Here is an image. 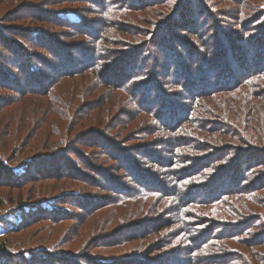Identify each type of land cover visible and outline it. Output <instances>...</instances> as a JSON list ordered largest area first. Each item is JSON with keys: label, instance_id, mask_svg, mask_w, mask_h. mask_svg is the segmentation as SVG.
<instances>
[{"label": "trees", "instance_id": "obj_1", "mask_svg": "<svg viewBox=\"0 0 264 264\" xmlns=\"http://www.w3.org/2000/svg\"><path fill=\"white\" fill-rule=\"evenodd\" d=\"M159 1L139 0L135 4L134 0H0V18L6 19L11 16V20L14 22L17 18H21L17 20L22 21L27 19L24 30L17 23L10 24V26H7V23H0V95L4 94L2 98L0 97V186L18 185L20 181L28 183L36 178L41 179L40 182L47 179L64 180L62 184L65 183V186L59 185L62 191L67 190L65 189L67 186L77 184L80 187L81 196L67 194L68 196L64 197L70 206L95 211L94 215L98 214L97 209L99 208H111L110 213H105L106 217L102 220L92 216L94 219L96 218L94 225L96 223H100V225L99 227L93 226L90 236L92 237L96 231H101L100 236L96 239V236L89 238V247L94 248L98 256L96 260L92 258L75 259L77 256L75 253L80 249L76 251L71 245V240L65 239L62 242H56L59 246L46 248L45 251L39 248L36 252L40 254L38 257L41 260L33 259L32 263L27 262L26 264H164L162 260L169 258L164 255L154 256L158 258L152 256L149 259L148 256L142 257L143 254L129 256L126 253L130 252L132 246L135 245L132 242L145 240L146 237L151 238L174 225H176V230L173 231L174 237L160 238L158 236L150 249L157 246V250L161 251L174 243L190 242L189 245L186 244L187 250H191V254L195 252V255L190 256L188 260L185 258L181 261L170 257L169 259H172L176 264H264V258L261 256L262 250H264V241H258V246L262 248L259 250L254 249L256 244L250 243L257 239H250L249 236L234 239L237 235H229L230 232L220 233L219 237H214L212 234L209 236L208 232L195 235L196 229L194 225L190 224L189 219H185L188 215L185 212L184 215L182 209L180 213L174 212L176 218L173 216L170 220L159 217V215L151 217L158 222L155 225L149 223V218L139 215L141 209L145 208L140 202H147V199L134 194L137 191L135 188L140 187L144 181L148 182L149 178H154V175L146 171L143 165L146 162L151 166L160 167L164 161L159 156L151 154L149 161L139 160L141 165L137 164L138 167L135 164L138 161L132 155V150L138 153L142 148L140 144L145 132L147 133V128L142 126V122L141 125H135V123L133 125L137 116H129L126 121L122 120L124 109L120 110L119 108L123 107L115 109V102L108 100V96L102 93L97 95L96 92H93L94 86L97 89L98 85L109 90L115 87L113 82L112 85L100 83L98 80L101 76L99 70L104 62V56L110 57L106 61H117L109 62L115 67L109 66L108 69H104V71L110 70L116 74L115 77H119L120 72L117 70L122 69L120 66L125 62L130 64L131 72L134 74L137 72L131 76L132 78L137 76L151 81L154 73L160 74L161 70L164 73H170L168 74L170 78L175 76L172 81H169L171 79L168 78V75L164 77L162 81L165 83L164 85H160V82H150L154 88L148 86V90V87H144L145 85L135 83L130 79L131 77L127 78L126 76L130 74L125 73L120 84L116 85L117 88H125L128 91L135 88L138 93L142 92L143 95L146 93L147 97L139 99V102L143 103L139 112H145L144 119L150 113L155 120L161 121L164 126L163 130H167V136H176L179 134V130L185 129L184 120H188L193 115V113L189 115L191 112V106L188 103L190 97L196 105L199 98L209 93L215 98L218 92L228 91L229 98L227 99L229 100L232 97V92L236 91L234 99H237L238 103L234 100L235 111L232 113L237 117V121L242 115L243 121L247 119L253 124L255 121V124L250 130L247 129L243 133L234 129L227 130L226 127L216 131L215 139L218 142L225 140L232 144L229 151H222L224 155L220 162H227L229 155L236 154V149L239 148L238 152H240L248 147L242 154L238 166L245 168L249 165L250 171H245V174L247 173V176L252 174L253 178H256L253 172L257 168L260 171L262 170L260 168L264 167V123H259L260 114L256 115L255 119L242 114L240 106L246 104L245 95H242L243 90L237 89L246 85L248 87L246 89L254 91L253 95L256 94V89H260L264 93V35L241 34L239 31H234L235 27L231 31L234 35H229V32L220 26L219 21L214 18L216 9L205 2L203 4V0H195L196 2L180 0L170 13L171 18L168 22L166 20L160 21L158 24L155 21L146 22L149 26L155 25V28L156 24L158 25L155 35L150 33L140 35L146 36L147 41L139 40L130 47L134 48L132 52L114 57L110 54L119 52L116 47L118 44L111 40L117 37L100 35L104 29L100 28L98 32L94 31L84 20L91 16L93 18L102 16L100 20L97 19L98 23H103L106 19L105 26L112 22L113 28L130 29L126 24L121 21L117 22V19L113 18H122L124 15H126L124 18H130L132 16L129 14L132 15L138 10L160 5ZM199 1L201 4H196ZM169 2L174 6L173 0H168L166 4H170ZM203 5H206L207 9L204 10ZM184 7L189 12V16H182ZM247 7L241 5L240 10L245 11ZM112 12L119 13L121 16ZM236 13L238 20L239 18L241 20L240 11ZM158 15L160 18L164 16L162 12H158ZM175 16H180L178 23L174 21ZM206 19L215 27V30L211 29V35H204V33L202 35L199 31L200 21ZM189 21L191 26L186 25ZM191 28H195V30H190ZM143 30L146 33V30ZM176 30L181 35L182 31L190 32L192 37H196V41L193 38L192 41L187 39L184 42L180 41L181 38L177 36ZM46 31L48 35H46ZM50 31L52 34H59L60 37L50 35ZM175 35L177 40L182 43L174 38ZM61 39H67V41ZM100 40H105L107 44L112 43L113 45L111 47L103 46V51H100L98 45ZM235 40L238 45H234L236 49H233L231 43L234 44ZM122 42V47L126 46L128 42L130 43L127 40ZM169 42H176L183 49L182 52L176 53ZM119 45L121 44L119 43ZM150 47H155V52H151ZM149 51L152 54L153 62L160 61L156 64L150 63V66L148 65L151 68L150 71L146 70L147 63H142L145 58L144 52L150 53ZM140 65H144V69L141 71L137 70ZM6 68L10 70H6ZM12 70L18 73L21 78L24 77L22 84L16 83V85L10 86L8 79L16 77L15 74H12ZM56 77L60 80L63 78L64 80L73 79V81H68V92L61 97L51 96L50 91L56 84L54 81ZM14 80L18 81V78ZM256 80L262 83L256 84ZM175 89L185 90L188 93L186 99L182 97L179 99L180 102L173 101L170 94ZM150 90L154 91L152 101H149ZM89 92L94 97L84 99V96ZM110 93L108 91V94L112 96ZM156 100H158V106L155 108ZM130 104H135L139 108L136 101ZM194 108L196 110V107ZM118 110L120 111L118 112ZM205 111L211 113L210 110ZM224 117L227 125L223 122V126L230 127L228 122L234 125L235 122L231 115L229 117L226 114ZM201 124L202 128H209V123L204 119ZM140 128H144L145 131ZM171 129L178 130L171 133ZM164 141H172L169 144L170 147L171 144L178 143L179 138L174 137L173 140ZM125 144L128 145L125 146ZM10 145L12 146L11 153L13 152L15 156L20 146L30 147V151H26V153H30L31 156L24 159L23 163H18H22L21 165L17 164L14 167V165L8 164L5 159L10 156L7 153L10 152ZM177 147L179 148V145ZM171 163L174 165V162ZM201 164L206 165L205 162ZM192 166L179 169L176 173H186L192 169ZM12 167L13 170H11ZM225 167L220 171L223 172L226 169L225 176L227 178L232 180L238 176L240 171L234 169L235 165ZM210 168L214 169L215 167L211 166ZM129 171L133 177L131 174L129 175ZM173 177L174 175L169 174L170 179ZM127 178H135L138 181H135L136 185L132 187L125 181ZM244 178L242 177V179ZM11 179L15 181H11ZM219 182L209 180L205 185H200L202 188L204 186V193L212 188L211 192L214 193H212L213 195L209 194L207 199H210L211 196L215 198L218 192L223 193L232 188H225V184ZM216 183L219 184L218 188L215 187ZM47 184L46 181L41 186ZM208 184L211 187H208ZM56 186L54 183L52 188ZM161 187L159 182H149V185H145L142 189L155 188L157 191L154 194H159L158 192L162 190ZM240 187L242 191L248 185ZM103 195L105 196L103 197ZM136 198H142L137 206L132 202V199ZM195 198L198 197L195 196ZM180 208L182 207L180 206ZM122 215L130 216L121 220L119 218ZM158 225L161 227L158 228ZM161 235L164 236L163 233ZM174 238H178V241L172 242L171 240ZM229 241L239 244L241 249L232 246ZM114 243L123 246V249H114L115 247L111 245ZM99 245H103L104 249L96 251ZM137 247L133 250H136ZM28 250L33 251L30 248ZM30 251L24 252L31 254ZM259 254L260 259L256 258ZM24 255L22 253V259L32 261L26 256L24 258ZM232 257L236 259H230Z\"/></svg>", "mask_w": 264, "mask_h": 264}, {"label": "rangeland", "instance_id": "obj_2", "mask_svg": "<svg viewBox=\"0 0 264 264\" xmlns=\"http://www.w3.org/2000/svg\"><path fill=\"white\" fill-rule=\"evenodd\" d=\"M137 1L139 2V0H134L135 4ZM165 1L167 2L168 0H160L159 1L160 5H155L152 7H148L145 10L142 9L133 12L132 15L129 14V16H132L130 18H126V17L124 18V16L126 15H124L122 18L121 17L113 18V19H117V22L121 21L122 23L126 24L130 29L121 30L118 27L113 28L112 22L106 24L105 26L106 19H104L103 23L100 22L101 23L100 24L97 22V19L100 20L102 16H99L98 18L96 17L93 18L91 16L89 18H84V20H86L87 23H89L90 29H93L94 31L96 30L98 32L100 28L104 29L100 35L105 37L106 36L117 37L116 39H112L111 41H114L115 44H118V46L116 47H118L117 51L119 52H115L114 54H110V55H113L114 57L116 55L122 56L132 52L134 48H130V47L134 46L139 40L143 41L145 39V41H147L146 36H140V35H148V33H150L151 35H155V32L157 31V27H158L157 24L160 23V21H165V20L166 22L169 21V19L171 18L170 13H172V10L174 9L175 5L180 0H173L175 3L174 6L170 2L169 3L171 5L166 4ZM193 1L196 2L195 0ZM204 2L210 5L211 7H213V9L217 10V11L215 10L214 12L215 13L214 18H216L219 21L220 26H222L225 30L229 32V35H234V33L231 32L232 30H234L233 29L234 27L236 28V30L234 31H239L241 34L246 33V35H264V0H203V4ZM196 4H201V2L199 1ZM241 5H244V7L246 6L248 7L245 11L244 10L241 11L240 10ZM203 6H204V10L207 9L206 5ZM237 11L238 12L240 11V14H242L241 20L240 18L238 20L236 16ZM158 12H162L164 16L160 18ZM112 13L120 15L119 13H114V12ZM188 13L189 12L186 11L184 7L182 10V14H183L182 16L188 15ZM178 17L180 16H175L174 19L175 23L176 22L178 23L179 21ZM11 19H12L11 16L7 17L6 19L0 18V23H7V26H10V24L14 25V23H17L21 27V29L24 30L25 27L24 24L27 19L22 21V20H17L21 18H17L15 22L12 21ZM187 19H189V17H187ZM6 20L9 22H7ZM150 21H155L157 23L156 28L155 25L149 26L148 24H146V22H150ZM190 23L191 22L189 21L186 23V25L191 26ZM200 23H201V27L199 31L201 32L202 35L203 33L204 35H211V29L215 30L214 24L208 21V19L201 20ZM143 29L146 30V33L144 32ZM190 30H195V28H191ZM220 30H222V28H220ZM50 32H51L49 33L50 35H57L58 37H60L59 34H55V33L52 34V31ZM176 33L178 37L180 36L179 37L181 38L180 41L184 42L186 41V39L192 41V38L196 41V37L195 36L192 37V34L188 31H182V35L179 34L177 30ZM46 35H48L47 31H46ZM174 38L177 40L176 35L174 36ZM61 40L67 41V39H61ZM124 40L130 41V43L128 42L126 46L122 47L123 45L122 41ZM119 43L121 45H119ZM237 43H238L237 40L234 41V44L231 43V45H233L232 46L233 49H236L234 45H238ZM169 44L172 45V48L176 51V53L182 52L183 49L180 48V46H178L176 42H171V43L169 42ZM98 45H99V50L103 51V46L111 47L113 44L112 43L107 44L105 40H100L98 42ZM150 48H151V52H153L155 47H150ZM151 52L150 53L144 52L143 56L145 58L142 61V63L144 62L147 63L146 70L149 71L151 68L148 67V65L150 66V63L153 62ZM103 58H104V62L102 63L99 70L101 72V76H99L98 80L100 81V83L103 82L105 84L107 83L112 84L113 82L115 87H112L109 90L104 88L102 85H98L97 89L96 86H94L93 92H96L97 95L102 93L108 96L107 98L108 100L115 102V106H114L115 109L119 108L120 106L123 107V108H119L120 110L124 109L122 120L126 121L127 119H129L127 118L129 116L130 117L137 116L136 118L137 120L133 122V125L134 123L135 125L136 124L141 125L142 122L143 123L142 126L147 128V133L145 132L142 143L140 144L142 148L139 150L138 153L132 150L133 153L132 155H134L135 156L134 158L137 159L138 161V163L136 162L135 164L136 165L140 164L139 160L141 159H145V161H149L151 154L152 156L154 155L159 156V158H161L164 161L160 167L151 166L150 163L147 164L146 162L143 165V168L146 171L152 173L154 175V178L153 177L149 178V180H147L148 182L144 181L143 183L140 184V187L137 186L135 188V191L136 189L137 191L135 193L133 192L134 194L144 196V198L147 199V202H140L143 204V207L145 206V208L141 209L139 215L144 218L145 217L149 218L148 219L149 223L155 225L158 224V222L151 217L159 215V217H163L166 218V220H170L173 218L174 212L180 213V210L182 209L183 214L185 215L186 213L188 215V217H185V219H189V221L191 222L190 224L194 225L196 229V232L194 233L195 235L198 233L205 234V232H208L209 236L210 234H212L214 237H219L218 234L220 233L230 232L232 234L229 233V235H237L235 236L234 239L237 238L241 239V236L243 237L249 236L250 239H254V240L257 239L255 240V242H250V243H254L257 245L254 246V249H259V250L262 249L260 246H258V241H264V167L260 168L262 169L260 171L258 170L259 168H257L256 171L253 172L256 178L255 177L253 178L252 174L251 175L248 174V176L247 173L245 174V171L246 172L250 171L249 165H247L245 168H241L240 166H238L242 154L245 152V150L248 147H246L244 150L240 152H238L239 148L236 149L235 150L236 154L235 155L231 154L232 156L229 155L227 158L229 160L227 162L224 161L220 162L221 160H223L222 157L224 155L222 151H229L232 148L231 147L232 144L230 142H226L225 140H223L222 142H218L215 139V134L217 133L216 131H218L219 129L222 130L223 128L226 127L228 128L227 130L234 129V130H239L240 132L243 133V131H246L247 129L250 130V128L253 127V125L255 124V121L254 124L250 123L247 119L243 121L242 115L241 117L238 118L237 121V117L235 116L234 113H232L233 111H235V104L233 103L234 100L238 103V100L234 99V96L236 95L237 92L233 91L231 95L232 97L230 96L231 99L229 100L227 99L229 98L228 91L218 92V95L215 98L214 96H212L211 93H209L207 95H204V97L199 98L196 102V105L191 100L190 97V99L188 100L189 106H191V112L189 113V115L192 113L193 115L188 120H184L183 125L186 126L185 129L183 128V130H179L178 131L179 134H176V136L174 135L173 137L169 135L167 136V130H163L164 126L161 124V121L159 122L155 120V118H153L149 112H146L149 114H147V118L144 119L145 117L144 115H146L144 114L145 112L144 111L139 112L140 106L143 105V103L139 102V99L147 97L145 95L146 93H144V95L142 92L138 93L135 88L131 89V91H128L125 88H117L116 85L120 84L119 82L122 81L123 79L122 77H124L125 73L130 74L129 76H126L127 78H130L134 74L133 72H131L132 68L129 66L130 64L127 62L123 63L120 66L122 67V69L117 70V72H120L119 77H115L117 76L116 74H114L110 70L104 71V69H108L109 66L115 67L111 63L117 61L115 60L106 61L107 58H110L109 56H104ZM156 62L160 63L159 60H156ZM156 62L154 61L152 64H156ZM141 69H144V65L142 66L140 65L137 68V70L140 71ZM6 70H10V69L6 68ZM12 71H13L12 74H15L16 77L14 78L11 77L10 79H8L9 80L8 83L10 84V86H14L16 85V83L22 84V82H24V77L21 78L18 73H15L14 70ZM135 74H137V72ZM168 74L170 73H164V71L161 70L160 74L154 73V76L152 77L151 81L145 80L146 78L143 77L140 78L137 76H134L133 78L131 77L130 79L135 83L142 84L143 86L145 85L144 87L146 88L148 86L153 87L152 83L150 82L153 83L160 82L159 83L160 85L161 84L164 85L165 83H163L162 81L164 80V77H166ZM168 76H169L168 78H170V75ZM16 78H18V81L14 80ZM174 78L175 76L173 75L170 78L171 80L169 81H172ZM71 79L72 78L65 79L67 80V82H64L65 81L64 78L60 80V78L57 79L56 77V79L54 80L56 84L53 86V88L50 91L51 96L61 97L62 95H65L66 92H68V81H73V79L72 80ZM256 81H257L256 84L262 83L258 80ZM246 88H248L246 87V85H242L239 88H237L243 90L242 95L243 96L245 95L244 98L246 104L244 106L243 104L240 106L242 114H244L246 117L250 116L252 119H255V116L260 114L259 123H264V93L260 91V89H256L255 91L256 94L253 95L254 91H249V89ZM108 91L111 92L110 94L112 96L108 94ZM173 91L174 92H171L170 96L171 99L173 101L176 100V102H180L181 100L179 99H181L182 97L186 99L188 95V93L185 92V90L175 89ZM149 92L151 94L149 101H152L154 99V91L150 90ZM89 93H87L84 96V99H87L88 97L89 98L94 97V95L92 96L91 93L90 94ZM3 96L4 94L2 96L0 95L1 98ZM1 98H0V102H1ZM135 101L137 102L139 108H137L135 104L133 105L130 104L132 102L134 103ZM48 102L50 103L51 101ZM51 103H55V102H51ZM157 106H158V100H156L155 108ZM194 107H196V110H194L195 109ZM120 110H118V112ZM205 110H210L211 113H206ZM226 114H228L229 117L230 115L233 117V122H235L234 125H232L233 123L231 124L230 122H228L229 124L228 126L230 127H227L225 125L223 126V122L226 123L224 117ZM203 119L207 123H209V128L201 127L202 125L201 122H203ZM236 124L239 125L241 128L238 127ZM149 126L150 128H148ZM140 129L144 130V128H140ZM177 130L178 129H171L170 132L174 133ZM213 136L216 142L213 139ZM174 137L179 138V142L176 143L175 145H173L174 144L173 143L169 147V144L170 142L172 143V141L165 142L164 140H173ZM126 145L128 144H125V146ZM178 145L179 148L177 147ZM11 148L12 146L10 145V152L9 151L7 152L9 153L10 156L8 159H5V161L8 164L10 163L14 165V167L15 165L17 166V164L22 162L24 159L29 158L31 156L30 153H26V151H30V147L28 146L26 147L25 145L20 146L18 148V152L16 156L13 154V152L11 153ZM170 161L174 162V165ZM202 162H205L206 165L201 164ZM232 165H235L234 169H236L237 171L239 170L240 172H238V176L230 180V178H227L225 176L226 169H224L223 172H221L220 170H222L221 168L225 166L232 167ZM190 166H192L191 167L192 169H189L188 172L182 174L176 173V171H179V169L188 168ZM211 166L215 168L214 169L210 168ZM11 170H13V167ZM128 173L129 175L131 174L133 177V174L130 171ZM169 174L174 175V177L170 179ZM242 177H245L246 179L245 178L242 179ZM13 179H11V181H15ZM209 180L213 182L217 181V183L221 181L223 182V184H225L224 185L225 188H231V187L232 188L223 193L218 192V195L215 197L216 199L212 198V196L210 197V199H207L209 198L208 195L209 194L213 195L212 193L214 192H211L212 188H210L207 192L204 193L203 192L204 186L202 188V186L200 185L203 184L205 185V183H207ZM40 181L41 179L36 178L35 180H32L31 182L28 183H26L25 181H20L21 183L19 182L18 185H4L5 187L0 186V264H26L27 262L32 263L33 259H35V261L38 260L40 261L41 259L38 257L40 256V254L37 253L36 250L42 248L45 251L46 248L49 249L50 247L57 245L56 242L59 243L65 239L71 240L70 241L72 242L71 245L76 251L80 249L79 252L75 253V255H77L75 256V259L83 260V258H85V260H87L88 258L89 259L92 258L96 260L98 256L96 255L97 253H95V249L89 247V243H90L89 238L91 237L90 232L93 226L99 227L100 225V223H96L94 225V220H96V218L98 219L100 218V220L105 218L106 217L105 213L106 214L110 213L111 208H107V207L99 208L97 209L98 214L94 215L95 211L82 210L81 208L70 206L69 204L66 203V199H64V197L68 196L67 194H73V195L77 194L76 197L81 196L79 190L80 187L77 186V184L70 187L67 186L65 188L67 190L62 191L59 185H61L62 182H64V180L55 181V180L47 179L46 181L48 182L47 184L48 186L47 185L41 186V184H45L46 181L44 182H40ZM125 181L127 183H130L133 187L136 185L135 181L138 180H136L135 178H127ZM149 182H156V183L159 182V184H161L162 190L158 192L159 194H154L155 191H157L155 188H151L148 190L142 189V187H145V185L147 184L149 185ZM54 183L57 186L55 188H52V185H54ZM62 185L65 186V183ZM246 185H248V187H245L241 191L242 188L240 186L244 187ZM207 186L211 187L210 184H208ZM215 187L218 188L219 184L215 185ZM104 196L105 195H103V197ZM195 196L198 198H195ZM140 199L142 198L132 199L133 204L137 206V203L139 202ZM180 206L182 208H180ZM147 207L148 209H146ZM62 211L65 212L61 213ZM92 216H95L96 218L94 219ZM129 216L130 215H124V216L122 215L119 219L122 220L124 217H129ZM174 218H176V216H174ZM89 226L91 227V229ZM175 226L176 225L166 228L162 230L161 233L153 235L151 238L146 237L145 240H136V242H132V244L135 245L132 246L130 252L126 254H128L129 256L132 254L133 255L143 254L142 257L148 256L149 259H151L152 256L154 257V256L164 255V257L165 256L169 258L172 257L178 261L179 260L181 261L182 259L185 258H187L188 260L190 256H192L193 254L195 255V252L191 254V250L190 251L187 250L186 244L189 245L190 242H185V243L179 242L178 244L174 243L171 246L161 251L157 250V246L150 249L152 244L155 243L154 241L158 236H160V238H171V237L173 238L174 237L173 231L176 230ZM160 227L161 226L158 225V228ZM162 233L164 235L163 237L161 235ZM100 234L101 231L100 232L96 231L91 238L96 236L95 237L96 239L97 237L100 236ZM204 238L207 239L206 237ZM171 241L177 242L178 238H174ZM234 241H229V242L232 246H236L241 249V247L238 246L239 244H236ZM111 245L114 246L115 247L114 249L116 250L123 249V246L121 247L116 243ZM102 247L103 245H99L96 251L100 250ZM135 247H137L136 250H133L135 249ZM28 248H30L33 251L28 250ZM24 251L26 252L30 251L31 254H26ZM22 253L25 254L23 256L24 258L26 256L27 259L31 258L32 261L29 262L22 259ZM203 253H205V251H203ZM128 255H124V256H128ZM261 256L264 258V250H262ZM154 258H158V257H154ZM169 258L168 260L167 258L166 259L159 258V259H163L162 263L164 264H176L174 261H172V259ZM256 258L260 259V254L257 255ZM230 259H236V258L232 257Z\"/></svg>", "mask_w": 264, "mask_h": 264}]
</instances>
